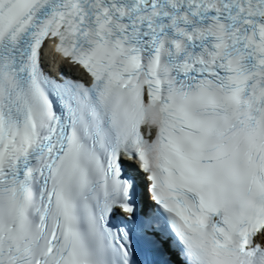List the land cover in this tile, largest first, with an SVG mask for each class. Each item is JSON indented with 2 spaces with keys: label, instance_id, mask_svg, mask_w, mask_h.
Masks as SVG:
<instances>
[{
  "label": "snow or ice",
  "instance_id": "obj_1",
  "mask_svg": "<svg viewBox=\"0 0 264 264\" xmlns=\"http://www.w3.org/2000/svg\"><path fill=\"white\" fill-rule=\"evenodd\" d=\"M0 264H264V0H0Z\"/></svg>",
  "mask_w": 264,
  "mask_h": 264
}]
</instances>
